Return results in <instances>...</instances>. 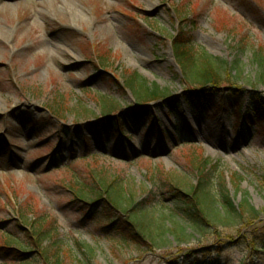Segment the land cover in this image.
I'll return each mask as SVG.
<instances>
[{"label": "rangeland", "instance_id": "374dc122", "mask_svg": "<svg viewBox=\"0 0 264 264\" xmlns=\"http://www.w3.org/2000/svg\"><path fill=\"white\" fill-rule=\"evenodd\" d=\"M181 35L212 59L237 61L232 84L219 87L204 114L191 97L198 88L175 60L172 42ZM260 54L264 0H0V264L17 258L4 246L36 250L16 229L21 210L31 221L44 216L43 228L54 222L55 240L46 238L42 248L53 239L60 264L241 263L250 253L242 244L246 231L196 227L173 186L188 191L196 184L190 160L205 161L223 176L234 204L247 197L260 217L254 233H264V122L232 117L237 99L222 103L242 92L264 105L254 63ZM130 73L165 92L151 103V123L162 136L148 116H129L147 102L112 79ZM218 109L225 113L213 115ZM121 113L129 141L104 123ZM91 174L119 186L121 209L141 205L139 228L153 231L156 247L139 248L118 218H102L100 204L82 208L72 200L68 188L92 185ZM88 208L94 211L87 217ZM161 224L182 228V241L161 233ZM30 255L26 264H42ZM249 263L264 264V252Z\"/></svg>", "mask_w": 264, "mask_h": 264}, {"label": "trees", "instance_id": "16d2710c", "mask_svg": "<svg viewBox=\"0 0 264 264\" xmlns=\"http://www.w3.org/2000/svg\"><path fill=\"white\" fill-rule=\"evenodd\" d=\"M182 36L183 35L174 38L172 42L175 60L181 69L185 82L198 88L197 90H193L191 97L194 102L199 104L201 110L204 111L206 102L214 100L218 96L219 87L232 84L233 81L229 73L236 69L237 61H234L232 66H228L225 62L212 59L201 50L193 48L192 43L189 42L190 40L186 41ZM100 60V64L105 66V60L102 59V57ZM254 63L258 68L257 80L264 86V56L262 54L254 56ZM188 67H190V72L186 70ZM112 81L118 88L121 87L124 89L126 87V89H129L136 100L141 103L155 101L165 97V92L163 93L155 85L148 87L145 81L136 73H130L126 75L125 78L122 77L121 82L117 81L115 78H113ZM206 87H210L207 92H205ZM246 97L247 96L243 95L242 92H234L233 96L228 97L229 100L227 99L222 103H226L225 105H232L234 102L233 100L237 99L234 105L236 109L233 116L239 119L241 116L240 110L242 102ZM249 99V113L251 115L247 118H259L258 122L262 123L264 121V105L262 101L257 95L254 96L253 94L249 95ZM166 103L169 104V101H166ZM62 110L63 109L59 107L55 112L56 114H62ZM129 116H133L134 118L148 116L150 120H152L147 106L142 111H132ZM124 122V114H121L118 118L113 117L112 119L107 118L105 120L106 127L113 129L121 126ZM121 134L127 133L122 130ZM190 164L196 175V184L191 186L188 191L173 186V196L181 201L187 208L186 214L196 227H200L201 225L209 226L213 230H216L217 227L215 223H220L227 228L233 226L242 227V229L246 231L242 244L247 245L250 253L239 264H250L249 262L252 261L253 253H257L260 249L264 252V233L259 235L254 233L259 223V213L251 207L246 196H244L238 204H234L226 188L223 176L216 175L217 172L215 167L210 166L203 160L196 159L190 160ZM90 176L93 181L92 185H85L84 183L81 184L76 181L72 184L71 189L68 188L72 200L79 205H84L82 208L86 205L93 208V206L100 204L105 210V216L103 214L102 218L109 219V215L118 218L121 221L120 226L124 236L130 240H135L139 248L145 245L156 247L153 231L149 229L141 231L139 228L140 223H138L136 211L141 205L128 209H121L118 199L122 198V191L119 186L113 183L107 185L101 184L94 174ZM209 208H211L212 212ZM80 210L83 211L81 208ZM92 211H94V209L88 208L85 212V216L92 214ZM140 213L143 215L141 211ZM18 219V222L20 221L21 223L17 222L15 224L17 228H15L26 237L31 247L35 245L33 249L36 250L31 253H37L42 260V264H60L58 251L57 249H53L55 248V243L53 242L54 238L52 236L55 234L56 230L54 222L50 221L49 225L43 228L42 224L46 220L44 216H40L34 221H31L23 210L19 211ZM158 229L161 233L169 232L177 241H182V238H180L183 234L182 228L174 224L170 228H165L161 224V227ZM48 237L53 238L51 239L52 243L47 248H42L43 241ZM141 239H145V241ZM31 242H33V244ZM1 249L4 253L11 255L13 253L14 257H17L13 259L15 263L11 262L8 264H26V262L31 261V259H29L31 253L25 254L22 249L18 247H14L13 249L11 246H4ZM84 253L89 254L90 251L84 249Z\"/></svg>", "mask_w": 264, "mask_h": 264}]
</instances>
